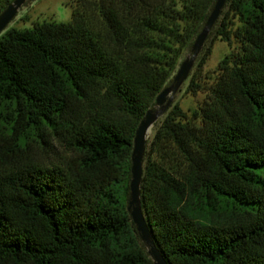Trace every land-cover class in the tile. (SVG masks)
<instances>
[{
    "label": "trees",
    "instance_id": "1",
    "mask_svg": "<svg viewBox=\"0 0 264 264\" xmlns=\"http://www.w3.org/2000/svg\"><path fill=\"white\" fill-rule=\"evenodd\" d=\"M215 3L79 0L2 34L0 264H154L128 210L134 138ZM219 37L236 51L202 87ZM195 67L206 97L147 140V227L167 264H264V0H227Z\"/></svg>",
    "mask_w": 264,
    "mask_h": 264
},
{
    "label": "water",
    "instance_id": "2",
    "mask_svg": "<svg viewBox=\"0 0 264 264\" xmlns=\"http://www.w3.org/2000/svg\"><path fill=\"white\" fill-rule=\"evenodd\" d=\"M29 0H14L0 14V35L7 29L8 25L15 19L21 8ZM227 0H216V3L207 18V21L197 36L190 55L181 62L173 83L164 89L156 98V110L147 112L145 118L137 129L134 138V149L132 155L131 182H130V200L128 210L132 221L136 227L141 241L146 245L147 252L154 264H167L160 251L156 248L154 241L146 224L141 207L140 186L143 175V159L146 150L147 140L155 123L163 117L172 106L177 93L181 90L183 84L188 80L192 69L205 45V42L215 26Z\"/></svg>",
    "mask_w": 264,
    "mask_h": 264
},
{
    "label": "rangeland",
    "instance_id": "3",
    "mask_svg": "<svg viewBox=\"0 0 264 264\" xmlns=\"http://www.w3.org/2000/svg\"><path fill=\"white\" fill-rule=\"evenodd\" d=\"M79 0H34L26 4L21 8L15 19L8 25L7 29L2 33L12 28L16 29H30L36 24H41L43 22H57L66 23L69 22L74 11L77 9ZM0 35L2 37L3 35ZM211 54L206 62V65L200 69L196 76L197 81L202 87H206L212 83V78L218 73V66L225 56L236 51V43L229 44L221 38H217L213 45L211 46ZM190 55V52H185L182 56V60H185ZM197 70L193 68L190 75ZM188 80L181 87V92L177 93L173 104L178 103L181 109L190 114L195 110L199 104L204 100L206 94L201 91L197 95H193L188 90ZM157 109V108H156ZM162 119V117L160 118ZM159 119V120H160ZM151 132L149 137H152ZM142 242V241H141ZM143 243V242H142ZM144 244V243H143ZM145 250L147 251V247Z\"/></svg>",
    "mask_w": 264,
    "mask_h": 264
}]
</instances>
